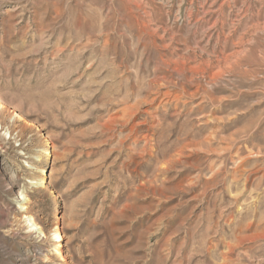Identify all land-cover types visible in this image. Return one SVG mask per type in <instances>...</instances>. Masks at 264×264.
I'll return each mask as SVG.
<instances>
[{
    "label": "rangeland",
    "instance_id": "rangeland-1",
    "mask_svg": "<svg viewBox=\"0 0 264 264\" xmlns=\"http://www.w3.org/2000/svg\"><path fill=\"white\" fill-rule=\"evenodd\" d=\"M0 100V264H264V0H0Z\"/></svg>",
    "mask_w": 264,
    "mask_h": 264
},
{
    "label": "bare ground",
    "instance_id": "bare-ground-1",
    "mask_svg": "<svg viewBox=\"0 0 264 264\" xmlns=\"http://www.w3.org/2000/svg\"><path fill=\"white\" fill-rule=\"evenodd\" d=\"M3 108H4V105L0 100V109L2 110ZM48 156H49V153H48L47 149H45L43 155L41 157H39V159H38L37 167H36V172H37L36 183H37V181L40 182L43 180V179H41V176L43 175V170H42L41 164L43 161L48 159ZM21 209L26 210V208H24L23 206H21ZM25 219H26L27 224L29 225L30 232L32 234H34L36 238L45 237V235L43 234L41 229L39 227H37L36 223H34L31 216H27V217H25ZM52 237L53 238L55 237L58 240V242L61 241L62 237H61L57 227L54 229V231H52ZM60 249H61V245L59 244L57 247H55L54 253L60 258V260L64 261Z\"/></svg>",
    "mask_w": 264,
    "mask_h": 264
}]
</instances>
